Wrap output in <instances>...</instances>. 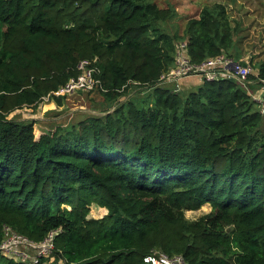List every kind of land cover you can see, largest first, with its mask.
I'll return each instance as SVG.
<instances>
[{
	"label": "trees",
	"instance_id": "16d2710c",
	"mask_svg": "<svg viewBox=\"0 0 264 264\" xmlns=\"http://www.w3.org/2000/svg\"><path fill=\"white\" fill-rule=\"evenodd\" d=\"M174 14L151 0H0V242L5 226L37 242L59 229L48 264H144L153 249L186 264H264V112L238 79L190 74L199 83L182 93L160 78L182 42L194 64L242 59L230 52L236 27L220 2L182 37L160 27ZM82 58H96L103 115L38 135L8 117ZM249 63L252 86L264 56ZM94 203L102 217L87 216ZM0 264L24 262L0 252Z\"/></svg>",
	"mask_w": 264,
	"mask_h": 264
},
{
	"label": "rangeland",
	"instance_id": "374dc122",
	"mask_svg": "<svg viewBox=\"0 0 264 264\" xmlns=\"http://www.w3.org/2000/svg\"><path fill=\"white\" fill-rule=\"evenodd\" d=\"M160 7H173L175 14L167 22L161 23L160 27L168 33L184 35V27L187 19L197 17L201 8L220 2L225 5L227 14L232 25L236 27L237 34L234 37L235 48L230 52L240 50L243 62L249 61L253 65L259 58L264 56V0H151ZM181 44L182 55H185V46ZM200 77L188 75L178 79L182 93H187L190 88L199 83ZM173 80H165L164 85L173 87ZM248 82H242V87L249 93L255 104L257 99L264 98V85L258 82L250 86ZM132 93H124L113 100L119 104L129 100ZM134 97V96H133ZM132 97V98H133ZM131 98V99H132ZM108 103L103 99V94L97 90L75 91L68 94L66 98L56 100L48 96L42 98L35 107H21L8 114L10 118L30 119L34 121V132L36 135L52 129L55 125L66 126L89 116L103 115V109ZM115 106V105H114ZM210 210L208 204L202 205L194 210H186L185 217L195 219ZM106 213V208L91 204L88 217L99 218Z\"/></svg>",
	"mask_w": 264,
	"mask_h": 264
},
{
	"label": "built area",
	"instance_id": "2783aa9c",
	"mask_svg": "<svg viewBox=\"0 0 264 264\" xmlns=\"http://www.w3.org/2000/svg\"><path fill=\"white\" fill-rule=\"evenodd\" d=\"M180 48L176 54L175 66L160 78L162 80H173V90H179L178 79L185 75L198 74L206 80L217 78L233 77L241 82L247 81V76L251 71V66L247 63L243 65L242 60L235 59L225 54L215 58H209L205 61L194 64L188 61L185 55H182ZM75 74L70 76L60 87L53 91L51 95L42 96L46 99L48 96L64 97L75 91H92L100 87V79L97 76L99 68L96 65V58H82L75 67ZM264 85V78L258 79ZM259 111L264 112V98L257 99ZM59 229H53L46 233L40 241H33L26 236L19 234L10 227L5 226L4 236L0 242V252L11 259L22 261L24 264H48L54 260V238ZM144 264H186L181 255L168 256L159 249H153L142 257ZM60 260L58 264H60Z\"/></svg>",
	"mask_w": 264,
	"mask_h": 264
},
{
	"label": "water",
	"instance_id": "95a60500",
	"mask_svg": "<svg viewBox=\"0 0 264 264\" xmlns=\"http://www.w3.org/2000/svg\"><path fill=\"white\" fill-rule=\"evenodd\" d=\"M241 63L243 64V65H246L247 63L246 62H243V61H241ZM229 79H234L233 77H229Z\"/></svg>",
	"mask_w": 264,
	"mask_h": 264
}]
</instances>
